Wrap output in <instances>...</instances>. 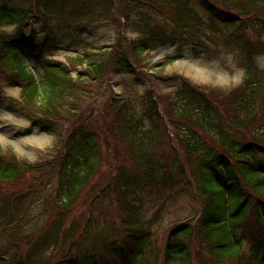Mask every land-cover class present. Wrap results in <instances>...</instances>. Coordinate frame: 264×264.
Returning a JSON list of instances; mask_svg holds the SVG:
<instances>
[{"label":"trees","instance_id":"1","mask_svg":"<svg viewBox=\"0 0 264 264\" xmlns=\"http://www.w3.org/2000/svg\"><path fill=\"white\" fill-rule=\"evenodd\" d=\"M193 1L0 0V27H20L35 17L46 21L71 8V16L87 22L115 21L123 37L110 60L106 50L97 56L84 51L66 66L47 57L60 42L49 28L41 38L26 39L21 30L19 37L0 34V78L20 89L19 101L6 110L46 134L56 135L64 124L68 132L55 159L37 164L17 160L10 147L2 154L0 146L5 264H264V71L252 58L254 41L242 40L262 24L264 0ZM191 5H199L205 18ZM157 16L187 41L205 30L235 33L246 57L241 84L213 94L159 73L156 79L177 84L165 112L152 92L144 95L140 111L118 98L104 114L78 112L72 102L84 81L110 72L135 75L178 59L145 63L165 42L163 26L154 24ZM129 31L144 36L125 40ZM28 54L41 80L29 68ZM50 188L43 224L15 236L31 199ZM183 194L192 196L196 215L171 227L158 261L151 246L157 213L147 217L146 202L162 198L158 207L166 208ZM105 202L110 210L103 211Z\"/></svg>","mask_w":264,"mask_h":264},{"label":"rangeland","instance_id":"2","mask_svg":"<svg viewBox=\"0 0 264 264\" xmlns=\"http://www.w3.org/2000/svg\"><path fill=\"white\" fill-rule=\"evenodd\" d=\"M191 1L194 3L193 0ZM209 1L214 3V0ZM215 4L219 5L216 2ZM191 7L193 8L192 5ZM198 7L200 6L198 5L197 8L193 9L202 18H205L203 11ZM72 11L74 10L71 8L69 10L68 8L67 10H61V12L55 11L56 18L46 19V21H40L35 18L25 22L23 27L18 25L0 27V34L19 37V31L21 30V35L24 38H40L44 35V27H46L50 29L49 33L53 32L55 38L60 40L55 54L51 57L47 56L49 59L57 60L67 66L66 60L68 58L82 56L84 51L97 56L101 52L104 53L103 51L105 50L107 51L106 58L108 59L115 48L116 40H122L123 38L119 35L120 30L117 27V23L113 20L96 19L87 22L83 17L71 16L73 13L69 12ZM147 13L151 17V12L147 11ZM36 19L39 21H36ZM27 23L28 25H25ZM261 23L254 33L250 31L244 33L242 40L254 41L257 51L252 55V58L256 67L264 71V19H262ZM154 24L155 26L162 25L163 27L160 30L164 31L163 40L165 42L158 46L157 49L167 46L169 50H166L160 58H157V49H153L145 58V63L149 65L161 64L167 57L175 55L179 56L178 59L170 64L164 62L165 65L163 67H143L135 75L113 74L110 72L109 74H104L98 80L84 81L81 87L83 90L82 94L79 99L72 102L75 108H78V112L85 113L89 112V110H94L96 113H103V109L107 108L110 100L118 98L125 100L135 110L140 111L143 103L146 102L144 95L149 92L161 97L158 105L160 110L165 112L167 110L166 99L170 98L172 93L175 92L177 84L172 80L156 79L159 73L164 77L174 75L183 77L191 85L213 94H216V92H229L241 84L246 57L240 49L239 40L238 42L236 41L235 33L226 31L223 28L222 31H218L213 35L205 30L200 35L203 38L198 37V39H194L196 41H187L179 37V34H174L170 29L171 26L165 21H161L159 16H157ZM143 36V33L129 31L124 38L128 40ZM74 40L76 44L72 43ZM92 58L94 61H98L95 57ZM27 63L37 80H41L43 73L29 54L27 55ZM196 71H201L202 74L197 75ZM69 74L72 78L77 75L75 71H71ZM19 97V90L10 87L5 80L0 78L1 153H5L6 148L10 147L17 160L25 159L30 164L54 160L62 150L61 142L68 133L66 124L59 127V132L56 135L42 134L38 130H33L32 125L19 113L6 111V106L11 102L19 101ZM107 117L108 114L102 119L101 123H105ZM51 191V188L42 190V192H38L31 199L26 214L22 215L19 225L13 231L15 236H18L17 234L32 233L43 224L45 220L44 205ZM174 193L175 191L172 192V194ZM161 199L147 201L145 207L147 217L157 213L156 224L152 228L151 246L158 261L161 260L162 245H164L171 227L190 220L197 212L196 204L189 194H183L173 200H169L166 208L158 207ZM111 206V204L109 205L105 202L103 211L110 210ZM158 208L161 210L159 211ZM1 255L7 258V253L4 254L3 250L0 251V257ZM5 263L2 258L0 264Z\"/></svg>","mask_w":264,"mask_h":264},{"label":"water","instance_id":"3","mask_svg":"<svg viewBox=\"0 0 264 264\" xmlns=\"http://www.w3.org/2000/svg\"><path fill=\"white\" fill-rule=\"evenodd\" d=\"M166 50H169V47H163L161 49H158L156 51V53L158 54V56H160L163 52H165Z\"/></svg>","mask_w":264,"mask_h":264},{"label":"bare ground","instance_id":"4","mask_svg":"<svg viewBox=\"0 0 264 264\" xmlns=\"http://www.w3.org/2000/svg\"><path fill=\"white\" fill-rule=\"evenodd\" d=\"M161 55H162V54H161ZM156 56H157V54H156ZM196 74H197V75H201L202 72H201V71H196Z\"/></svg>","mask_w":264,"mask_h":264}]
</instances>
